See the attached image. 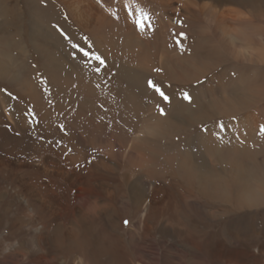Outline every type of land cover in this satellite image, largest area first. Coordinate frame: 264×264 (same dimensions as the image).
<instances>
[{"label": "rangeland", "instance_id": "obj_1", "mask_svg": "<svg viewBox=\"0 0 264 264\" xmlns=\"http://www.w3.org/2000/svg\"><path fill=\"white\" fill-rule=\"evenodd\" d=\"M8 1L11 22L0 16V264H45L31 239L40 226L55 264H74L80 252L57 248L51 232L77 214L90 216L108 244L153 253L159 264H209L221 251L260 258L264 0ZM97 12L110 28L84 30L80 22L91 26ZM232 175L248 177L251 194L240 200L258 205L250 214L213 209L212 199L229 197L225 189L243 186Z\"/></svg>", "mask_w": 264, "mask_h": 264}, {"label": "bare ground", "instance_id": "obj_2", "mask_svg": "<svg viewBox=\"0 0 264 264\" xmlns=\"http://www.w3.org/2000/svg\"><path fill=\"white\" fill-rule=\"evenodd\" d=\"M8 2H9L8 0H0V16H2L3 20L5 19L6 23L7 22L9 23L10 19H8V18H9L10 14H11L10 13V10H9L10 9V6H9L10 3H8ZM7 7H9V9ZM11 10H12V8H11ZM7 19L9 21H7ZM87 22L90 23L91 26L89 24H88L89 26H87V25L84 26V25H82L81 22H80V25H81V27L84 30H86L88 32H95L96 30H99L101 26H106V27L109 26V28H110V23H108V19L106 18L105 15L100 14V12H97L96 15H95V17H93V19L91 21H87ZM109 32H111V31L109 30ZM126 32H128V31H126ZM107 35L108 34H106V37L105 38H106V40L108 38V45H109L110 42H112L111 37H114V35L112 33H109L108 37H107ZM131 42H132V40L129 38V36L125 35V43H126V45L127 46H131L130 45ZM96 46L99 48L98 42H96ZM120 49H121V47H120ZM118 52H119V50H118ZM119 55H117V56H119ZM123 60H125V59H123ZM117 67H118V65H117ZM126 69H128V68H126ZM120 71L122 73V70L121 69H120ZM131 78H132V76H131ZM108 92H109V90H108ZM115 102H116V100H115ZM185 107L186 106H183L184 109H185ZM206 138H207L206 136L202 137V139H206ZM5 162L6 163H9L8 159H6ZM183 165H184V163H183ZM234 175H232L233 178L234 179L237 178ZM203 176H206V173H203ZM238 178L236 179V181L234 180V182H237V183H240L241 182V183H243V186H241V189L242 190L241 189H236L232 193V190L231 189L230 190L229 189H225L226 192H229L232 195L229 194V197H225L224 195L221 194L222 197L218 196L214 200L212 199V202L214 203V208L213 209L218 210V211L222 212L223 214H227L228 215V214H232V213L239 212V211L241 212V210H245V212H243V213L250 214V213H252V211H253L254 208L258 207V205L255 204L254 200L253 201L251 199H248V200H245V199L244 200H240V194H241V192L244 191L245 192L244 195L247 194L248 196L251 194V192H250V190H249V192H247V190H248L249 187L247 185V181L248 180L246 178H248V177L245 178L246 181H243L242 179H241L242 181H237ZM69 181L73 185L76 184V183H74V181L72 179H70ZM234 182H232V183H234ZM219 185H220V187L221 186L222 187H228L229 186V184L227 185V184H224V183H219ZM202 191H204V190H202ZM232 196H233V198H232ZM21 202H23L26 205V207L28 208V204L25 201V199H22L21 198ZM42 204L47 205V203H44L43 201H42ZM95 208H97V207H95ZM28 210H30V208H28ZM30 212H31V210H30ZM48 212L51 215L53 213V211H48ZM56 223L58 224L57 225L58 227H57V229H55L51 233L54 236L53 239H55V242L57 243V244L55 243L56 246H57V248H59V249L61 248L62 249V247H66V249L69 250V252L71 250L79 251L80 252V254L78 256L74 255V256H76L74 264H82L81 261L83 262V264H137V263L138 264H143L142 258L147 259L145 256H148V255H149V258H148L149 259L148 260L149 261V264L150 263L151 264H157V263L159 264V263H161V261L158 260L157 258H155L154 255L152 256L153 253L147 254V252L145 250H140L139 249L138 251H136V253H134V250L131 249L132 251H131V253L129 255V251L124 246H121L120 247L117 244H115V245H113L111 243L108 244V241H109L108 235L104 231H102L101 229H98V228H97L98 230L96 229V227L94 226L95 223L92 221V219L90 218V216H85V215L77 214L75 217H73V219H69V223H68L69 225H66V226L62 225L61 222H59V223L56 222ZM248 224H251V222L248 221ZM252 228H254V227H252ZM255 232H256V230H255ZM49 237H50V235H49ZM44 238H45V231H43L41 229V226H40V228L37 227L33 231V234L31 236L32 245L34 246V248H35V250L37 252V255H39V258L43 262H45V264H55L56 261H57V258L59 256L56 257V255H51L49 253L50 249L48 248L47 243L44 242L45 241ZM47 242H48V240H47ZM255 250L257 252L258 257L260 256V258H257V257L255 259L252 258V257H255V255H254L255 253H254V254H251L250 255V257L252 258V259H250L249 256H247V257H244L243 256L245 253H240V252H237L238 257H234V256L232 257V256H229V255L221 256L220 255L221 252H222L221 251L218 254L217 253H214V256H213V258H212V260L210 261L209 264H264L263 263V261H264V247L257 246L255 248ZM132 255H135L136 258L132 257ZM199 256H201V255L199 254ZM108 257H110V259H108ZM262 258H263V261L261 262L260 259L262 260ZM77 261L80 262V263H78ZM164 262H165V259H164ZM63 264H64V262H63ZM163 264H166V262L163 263ZM199 264H206V263H204V261H200Z\"/></svg>", "mask_w": 264, "mask_h": 264}, {"label": "snow or ice", "instance_id": "obj_3", "mask_svg": "<svg viewBox=\"0 0 264 264\" xmlns=\"http://www.w3.org/2000/svg\"><path fill=\"white\" fill-rule=\"evenodd\" d=\"M144 19H147V15H146V14L143 16L142 20L138 22V26H139L140 23L143 22ZM62 34H63V33H62ZM73 47H75V48H79V45H73ZM80 51L83 52V55H84V56H88V55H89V52L84 51L82 48L80 49ZM93 58H94L95 61H97L98 64H100V65H102V64L105 63L104 59H103L101 56H99V55H95V54H93ZM148 86H149L150 88H153L154 91H155V92H156V93H157V94L163 99V101H164L165 103L169 102V97H168V96H167V95H166V94L160 89V87H159L158 85L154 84L153 81L149 80V81H148ZM182 98H183L185 101H188V102L191 101V97H190V95H189L187 92L183 93V97H182ZM158 110H159V112H160L161 115H164V114H165L163 108H160V107L158 106ZM61 130L63 131V128H61ZM260 131H261V133H264V126H261V130H260ZM124 223H125V225H127V224H128V221L125 220Z\"/></svg>", "mask_w": 264, "mask_h": 264}]
</instances>
